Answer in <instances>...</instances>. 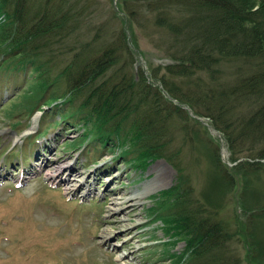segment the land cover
I'll return each mask as SVG.
<instances>
[{
    "label": "rangeland",
    "instance_id": "1",
    "mask_svg": "<svg viewBox=\"0 0 264 264\" xmlns=\"http://www.w3.org/2000/svg\"><path fill=\"white\" fill-rule=\"evenodd\" d=\"M80 3L86 10L79 27L80 38L90 39L101 26L102 40H109L124 21L123 26L128 33L129 29L132 31L131 39L137 44L133 50L134 69L141 67L148 73L158 68L154 75L160 78L178 45H174L173 36L165 28L154 23L156 10L146 12L138 6L139 0ZM4 62L0 58L1 67H5ZM221 68L223 78L219 80L227 85L224 82L235 77V71L230 66ZM5 71L0 70V264H175L185 248L184 241L171 242L151 209L155 206L154 195L174 183L175 167L165 158H158L146 169H137L126 158L118 157L119 150L104 148L92 138L79 139L81 123L71 117L61 120L60 112L65 114V108L45 105L50 92L31 111L32 101L26 95L29 71ZM199 75L205 78L204 74ZM174 81L186 90L182 79ZM173 101L177 103L176 99ZM246 104L240 113L236 110L238 117L252 115L258 109L246 112ZM180 107L187 118H193L186 119L187 135L181 120H167V153L188 176L193 207L199 208V217L205 223L221 221L230 234L224 247H217V258L210 262L264 264V157L257 156L264 151V140L253 145L245 141L241 149L233 147L237 159L232 160L223 131L213 125V116L202 111L191 115L193 108L187 104ZM34 115H38L36 122ZM189 128H199L201 134L213 140L231 181L217 172L208 155L209 148L202 143L197 145ZM248 130L251 140L256 133L254 126ZM44 133V139L33 142ZM45 142L49 148L39 152L41 159L37 160L31 148ZM43 159L48 166H44ZM246 160L260 162L253 168L244 165V172L238 170L239 162ZM11 162L15 171L5 175L12 169ZM60 167L73 168L70 178L78 182L85 179L89 191L79 188L68 193V185L60 180L65 179V170L55 181L48 179V174ZM160 172L164 177H158ZM115 196L120 199L113 205ZM130 201L133 207L117 217L119 203ZM103 229L111 230L105 244L100 243ZM247 238L255 247L253 258L247 249Z\"/></svg>",
    "mask_w": 264,
    "mask_h": 264
},
{
    "label": "trees",
    "instance_id": "2",
    "mask_svg": "<svg viewBox=\"0 0 264 264\" xmlns=\"http://www.w3.org/2000/svg\"><path fill=\"white\" fill-rule=\"evenodd\" d=\"M138 6L146 12L156 10L154 23L178 45L160 78L154 75L158 68L148 73L134 69L137 44L124 21L109 40H102L101 26L90 39L80 38L86 12L80 0H0V58L6 61L0 70L29 71L26 95L31 111L50 92L45 105L65 108L61 120L77 119L79 139L119 148L120 156L137 169H146L158 158L170 162L177 173L174 183L154 195L151 209L173 243L184 241L175 264H212L230 234L221 221L205 223L199 217L189 178L167 153V120H181L187 135L186 119L193 117L180 112L163 91L193 108L195 116L201 111L212 115L232 160L237 159L233 147L264 140V0H139ZM224 66L235 71V77L224 82L227 85L219 80ZM175 78L182 79L186 90ZM245 103L246 112L258 109L238 117L236 110ZM253 126L256 133L249 140ZM199 130L190 129L197 145L209 148L217 172L231 181L216 144ZM257 156L264 157V151ZM259 162H239L238 170L244 172V165L253 168ZM252 245L247 238L249 252H255Z\"/></svg>",
    "mask_w": 264,
    "mask_h": 264
},
{
    "label": "bare ground",
    "instance_id": "3",
    "mask_svg": "<svg viewBox=\"0 0 264 264\" xmlns=\"http://www.w3.org/2000/svg\"><path fill=\"white\" fill-rule=\"evenodd\" d=\"M34 116H33V119L36 122V119H37L38 115H36L35 117ZM26 132H28V131H26ZM42 136H43L42 139H44L45 138V133H44V135L42 134ZM114 149L118 150L119 148H114ZM38 159H41L40 158V155L37 156V160ZM42 162L44 163V166L47 164L46 159H43ZM46 166H48V165H46ZM31 167H33V166H30V168ZM63 170H65L64 173H65L66 177H65V179H60V180H61V182H65L66 185H68L67 188H66V190H67L68 193H75V192H77V190L79 188H81V190L84 189V191H89V189L87 188V185H85L86 184V180L85 179L82 180V182H78L80 180H76L75 178H73V179L70 178V176L73 175V173L75 172V170L73 168H71V167H60V168H56V170L53 173L48 174V179H50L52 181L54 179L55 180L58 179L61 176V173H62ZM162 170H164V169H162ZM13 172H14V169L12 168V169L6 171L5 172V175H7V174L10 175V173H13ZM162 173H164V171ZM162 173L160 172L159 175H158V177H160V178L161 177H164V174H162ZM75 177H77V176H75ZM73 181H75V182H73ZM119 199H120V196H117V197L115 196V198H113V200H112V202H113L112 204L113 205L118 204L117 200H119ZM125 201H129V200H125ZM119 204L121 206H120V209L116 213V215H118L117 217H120L119 216L120 213L121 214L124 213L125 210L132 208L133 205H134L133 201L125 202V203H119ZM112 208H114V207H112ZM122 226L123 225H120V227H122ZM110 235H111V230L110 229H103L102 230V233L100 235V243L105 244V243L109 242ZM120 257H121L120 259L124 258L123 256H120Z\"/></svg>",
    "mask_w": 264,
    "mask_h": 264
}]
</instances>
